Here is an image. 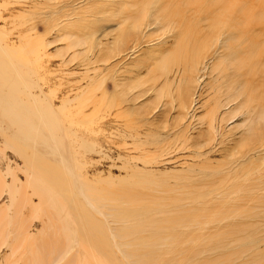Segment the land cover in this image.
Segmentation results:
<instances>
[{"label": "rangeland", "instance_id": "rangeland-1", "mask_svg": "<svg viewBox=\"0 0 264 264\" xmlns=\"http://www.w3.org/2000/svg\"><path fill=\"white\" fill-rule=\"evenodd\" d=\"M194 1L200 0H0V62L17 65L23 74L20 82L53 106L56 128L43 124L39 129L54 137L55 143L37 149L50 153L42 157L59 169L48 172L47 179L72 181V190L67 183L68 188L59 184L63 195L70 194L69 188L77 191L76 181L86 188L89 185L88 189L82 186L87 195L79 193L92 202L83 209L85 215L92 211L109 228L123 225V221L113 222L114 212L135 204L143 205L148 219L156 221L189 215L173 233L169 229L161 233L171 243L170 249L161 251L168 258L173 259L185 237L190 240L186 256L184 251L181 256L185 264H239L246 258V264H260L242 251L250 247L251 234L264 238V221L252 214L260 212L257 205L264 199V178L255 177L264 173V115L260 120L248 111L255 101L241 105L246 84L231 74L243 64L249 66L242 62L250 56L241 53L248 51L249 44L262 41L264 50L262 25L254 26L247 37L248 23L242 12L252 2L257 9L253 24H264V5L253 0H201V10H197L190 3ZM209 2L235 7L210 18L206 14ZM230 34L233 43H244L246 49L241 44L235 56L216 55ZM37 118L32 117L38 122ZM2 135L1 131L4 180L11 182L14 174L24 179V173L7 174L2 151L14 163L24 165L29 178L32 173L39 177V172H32L34 144L25 141L18 150L17 142ZM44 165L38 166L48 169ZM34 224L40 228L41 221ZM156 232L152 227L142 237L148 240ZM112 244L116 251V241ZM215 244L222 248L217 250ZM260 249L264 250V243ZM7 250L0 247V264H19L18 255H7Z\"/></svg>", "mask_w": 264, "mask_h": 264}, {"label": "bare ground", "instance_id": "bare-ground-1", "mask_svg": "<svg viewBox=\"0 0 264 264\" xmlns=\"http://www.w3.org/2000/svg\"><path fill=\"white\" fill-rule=\"evenodd\" d=\"M253 1L254 2L262 1L264 5V0H253ZM190 3L194 4L197 10L198 9L201 10V0L190 2ZM210 3L211 2H209V4ZM218 4L219 5L222 4V5L218 6ZM252 4L253 3L250 2V7L249 9L246 8L247 10L244 9L245 7L244 8L242 7L243 9L242 12H244L245 19L248 23L247 29L245 30L246 32L245 34L247 35V37L249 34L251 36L250 30L252 29L254 31L255 29L254 26L256 25L257 26L262 25L263 27L262 29H264V24H259V23L253 24V21H254L253 19L256 17L255 15H256L257 9L254 8ZM234 7L235 5L233 3H225V2H215L214 3L212 2L210 5H206V12H207L206 14H209L210 18L211 17L214 18V16H216L217 14L227 11V10H232L234 9ZM239 8H241V6ZM218 9L222 11L217 12ZM237 9L238 8H236L233 11V15L235 16L238 13ZM182 20L184 21V19ZM249 20L251 21L249 22ZM252 36H254V34ZM233 37L230 34L227 38H225L223 45L220 47L221 49L219 48L220 50H217L215 54L218 55L220 53H223L222 54L223 56H229L231 54H234L235 56L237 46L240 45L239 46V49H240L241 44L244 46V43H241V44L233 43V40H232ZM255 37H253V39ZM261 42H258V41L254 43L251 42L252 43L251 46L248 43L250 46L249 47L247 44L248 51L246 52L244 50L243 52H241L242 56L243 54L245 56L248 54L250 57H252L250 58L247 55V57L249 58L248 59L249 61L247 60L246 62H242L246 64L249 63V66H248L249 68L243 64V66L240 69L233 71L234 73L231 74L233 76H236V78H239V79L243 78L244 84H246L245 90L242 91L243 92L242 95L245 97V99L241 101V105L247 102L254 103L255 101L256 103H254V105L252 104L251 107L248 109V111L255 112V114L260 116V120H262L261 118H263V115H264V70L262 69L264 68L263 67L264 65L263 66L260 65L261 63L264 64V50L261 49L263 48L261 47L263 46L261 45ZM246 43H247V40H246ZM258 45L260 46L257 47ZM244 47L246 49V45ZM259 48L262 51V52L260 51V54L257 53L259 52L258 51ZM1 51H3V49H1ZM241 53L239 54L240 57H242ZM3 54L6 55V53H3ZM8 56H11V55H8ZM256 56H257V59L255 58ZM240 60H242V58H240ZM12 61L14 62L13 59L11 60V62ZM5 63L0 62V134L2 131L3 134H5V135H2L4 139L17 142L19 144L18 150H22V147L26 143L25 141H27V143H30L31 146L33 143L34 147L36 148L38 152L35 150L36 153L35 154L33 153L32 155L33 157H35L33 160L34 163H33L32 172L37 171L41 174L39 177H36L32 173V177L29 178V172L25 168L24 165H22L21 163L20 164L14 163L11 157H9L5 152L3 151L1 152V159L4 163L7 174H11L13 170H17V172L24 173V177H23L24 179H21V177H19L18 174H14L12 181L7 183L4 180V177L2 175V170L0 169V201L4 197H6V200L4 201V203L0 205V247H4V249L5 247H7L9 251L7 250L8 252L5 254L18 255L19 264H185L181 256L183 255V251L186 256L185 250L187 249V244L188 243L190 244V240L186 239L185 237H182L180 240V244H179L180 249L175 252L173 259H170L167 257L165 253L161 252L163 250L170 249V246H171L170 241H166L162 237L161 233H163L165 229H169L170 231L173 229L175 231L178 228V226L183 225L182 222L187 220V218L184 219V217H188L189 215L188 216L180 215V217H183V218H178V217L176 218L175 215L174 216L165 215L167 217H165L163 220L160 219L161 221H158V220L156 221L152 218L148 219L149 211L145 210L143 205H137L134 203L135 207H133L132 209L122 208L120 211H116L113 213V217L115 218V219L114 218L112 219L113 222L123 221V225L121 226L123 228L121 229V227L119 226L114 227L113 225L109 228L108 223L95 219L93 217L92 211H90L89 214L85 215V212L83 211V209L86 206H89L90 208L92 202L90 203V199H88V197L87 199H85V196L80 195V194H84V195L86 194L85 192H83L82 190L83 185L80 184V182L79 183L77 181L75 182L74 188L77 189V191L72 192L71 191L72 186L69 183V181L70 182L72 181L70 179L69 181L68 179L67 180L65 179L66 181H63L64 179H62L63 182L54 181V179H52L51 177H50L51 179L50 178L47 179L48 176H50L49 173H56L54 171H57V170L59 172V169L56 170L55 167L50 165L51 163L49 162L47 163V161L42 157V155H45V154L46 156H50L49 155L50 153L47 154L45 153L46 151L44 152L37 148L41 144H43L44 146L47 145L50 148L51 146H53V144L51 145V142H54V137L44 135L43 129H42V132H43L42 134L40 131L41 129L40 126L43 124H46L50 127H53L56 124V121L52 119L53 115H54L53 116L54 118L56 116L55 114H53L54 108L47 101L40 100L37 97V95L34 93V91H29V89L26 87L27 85L20 82V75L22 73L20 72L21 69L19 67H16L17 65L10 66L9 63L8 64H5ZM240 72H242L241 73L242 76H240ZM231 75L228 74L226 77H229V76L231 77ZM239 79H236V80L239 81ZM40 92L43 93L42 87H40ZM239 105H240V102L238 101L236 104V107H238ZM33 116L34 117L38 116L37 118L38 122L35 119L34 120L32 119ZM40 121L44 123H40ZM50 135H51V132H50ZM21 152L22 151H20V153ZM20 153L18 155L19 157L23 155V154L20 155ZM52 153H53V150H52ZM56 153L57 152L55 151V154ZM252 160L253 158H250L247 162L252 161ZM43 162L45 163L46 166L49 165L48 169L46 170H43L42 168L40 169V167L44 165ZM45 165H44V168H47ZM52 167L54 168V170ZM255 171H256V167H255ZM262 172L259 173L258 175L256 174L257 176L255 175L254 176L262 179L264 178V173ZM55 176L53 177L52 175L53 178H55ZM22 181H26V182H22ZM66 183L69 185V187L71 186L70 187L71 190L69 188L68 191L70 192V194L67 193L65 196L62 194V191L61 192L59 191L60 189L63 190V188L59 187V184H62L64 185L65 188H68V185ZM86 186L87 188L86 187L84 188L88 189L89 185H86ZM3 188H6V189L3 190ZM238 193H241V192H238ZM34 197H37L38 200L34 201ZM236 197L238 199V196ZM232 198H233V195H232ZM70 203H72L71 204L72 206H70ZM253 205L255 207V205L257 204L254 203ZM259 205L261 206L260 212L257 213V212H254L253 210L252 214L258 216L259 221H264V199L261 201V204H258L257 206ZM92 208L96 209V207L94 206H92ZM152 209H153V206L151 207V210ZM249 214H247L248 215L247 217H249ZM233 215L236 216V214L234 213ZM244 215L246 216V214ZM247 217L246 219H248ZM35 220L41 221L40 228L39 227L35 228V224H34ZM206 226H203V227H206ZM152 227L157 231L156 235L151 234L152 235L151 238H149L148 240L144 239L142 237V233L144 231H151ZM190 229H191V225H190ZM192 229H193V226H192ZM251 229L254 230V228H251ZM251 229L249 228V231H251ZM194 230H195V227H194ZM198 230L200 231L201 229L199 228ZM238 230L236 229V231ZM210 234H211V231H210ZM215 234L216 232L214 233V237H216ZM261 234H262V229H261ZM188 235L190 236L189 233ZM234 235H235V232H233L232 236ZM256 235L257 233L254 236ZM254 236L251 234V237H250L251 239H249L250 241H248L250 244V247L247 248V250H243L242 252L244 253L246 252V255L252 257L253 262H257L259 260L261 262L260 264H264V250L260 249L262 243H264V238L262 239V238H259V236L258 238ZM229 237L231 238V235L228 236V238ZM124 238L126 240L125 242H123L122 240ZM247 238H249V236H247ZM112 240L116 241V249H117L116 251L117 252L113 249L115 246L112 244ZM120 240H122V242ZM227 240L229 241V239ZM242 240L246 241V239L244 238ZM219 241L220 239L217 240V242ZM142 242H144L143 245L141 244ZM183 242H186V246L183 245ZM80 244L82 245L79 246ZM158 245H162V246L158 247ZM217 245H216V248L218 250L220 246L218 247ZM230 245H232L233 247L232 243ZM247 245L248 244H246L245 247H248ZM199 247L201 246L199 245ZM204 247L206 248L205 243H204ZM204 247H202V249H204ZM80 248H83L82 252L76 250ZM220 248H222V246ZM73 250H74L73 256H71V252ZM207 252H209V250ZM141 253H145L149 255V257L148 258L136 257L135 254L139 255ZM234 253L232 252V254ZM119 254H122V257L118 256ZM237 254L238 253H236L235 255ZM197 255H199L200 257L201 253ZM246 255L244 254L241 257H244V256L246 257ZM194 256H196V254ZM127 257H129L128 260H126ZM246 261H248V258H246V260L241 259L239 260V264H244V263L246 264ZM250 263L252 262L250 261ZM228 264H235V262L233 263V261H231Z\"/></svg>", "mask_w": 264, "mask_h": 264}]
</instances>
